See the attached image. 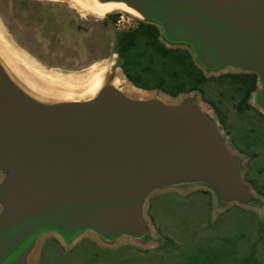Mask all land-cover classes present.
Here are the masks:
<instances>
[{
    "label": "water",
    "instance_id": "1",
    "mask_svg": "<svg viewBox=\"0 0 264 264\" xmlns=\"http://www.w3.org/2000/svg\"><path fill=\"white\" fill-rule=\"evenodd\" d=\"M95 1L134 10L205 74L256 75L251 103L264 114V0ZM127 87L116 76L87 96L49 99L0 53V264H35L49 234L68 248L90 233L107 246L146 245V207L161 190L202 187L223 207L261 203L242 156L196 98Z\"/></svg>",
    "mask_w": 264,
    "mask_h": 264
},
{
    "label": "rangeland",
    "instance_id": "2",
    "mask_svg": "<svg viewBox=\"0 0 264 264\" xmlns=\"http://www.w3.org/2000/svg\"><path fill=\"white\" fill-rule=\"evenodd\" d=\"M93 7L90 0H0V53L22 82L49 99L87 96L116 76L132 96L196 98L242 156L243 178L262 201L223 207L202 187L161 190L146 207V245L123 238L107 246L90 233L68 248L49 234L34 263L264 264V114L251 99L250 107L241 101L249 76L205 74L184 47L162 43L171 50L164 55L128 13L103 16Z\"/></svg>",
    "mask_w": 264,
    "mask_h": 264
},
{
    "label": "trees",
    "instance_id": "3",
    "mask_svg": "<svg viewBox=\"0 0 264 264\" xmlns=\"http://www.w3.org/2000/svg\"><path fill=\"white\" fill-rule=\"evenodd\" d=\"M142 25H148V26H141L142 29L139 31H143L144 35H146L149 39L154 41L157 45L161 46L162 52L164 55H167L171 50H167L165 46L160 41V32L159 29L151 24L142 23ZM195 63L192 61V65ZM246 74V73H245ZM249 76L250 84L246 90L245 96H244V103H247V101L251 98L252 93L257 88V76L254 74H247Z\"/></svg>",
    "mask_w": 264,
    "mask_h": 264
},
{
    "label": "bare ground",
    "instance_id": "4",
    "mask_svg": "<svg viewBox=\"0 0 264 264\" xmlns=\"http://www.w3.org/2000/svg\"><path fill=\"white\" fill-rule=\"evenodd\" d=\"M53 1V0H52ZM77 1V0H76ZM94 2V6L96 7L98 13L100 15H103L105 16L106 14H110L114 11H117V10H121V11H124L128 14H131L135 17H139L138 13L135 12L134 10L128 8L127 6H125L124 4H99L98 2H96L95 0H92ZM93 7V8H95ZM92 9V8H90ZM6 45V44H5ZM6 52V51H5ZM10 55V54H9ZM8 58V57H7Z\"/></svg>",
    "mask_w": 264,
    "mask_h": 264
},
{
    "label": "flooded vegetation",
    "instance_id": "5",
    "mask_svg": "<svg viewBox=\"0 0 264 264\" xmlns=\"http://www.w3.org/2000/svg\"><path fill=\"white\" fill-rule=\"evenodd\" d=\"M138 29L139 30H141L142 29V27L141 26H148V25H142L141 23H139L138 25ZM141 28V29H140ZM146 36V35H145ZM147 37V36H146ZM243 74H245V73H243ZM249 86V85H248ZM246 93V92H245ZM245 96V95H244ZM251 99V98H250ZM249 99V100H250ZM249 100L247 101V103H245V104H247L249 107H250V105H249ZM243 103H244V97L242 98V100H241Z\"/></svg>",
    "mask_w": 264,
    "mask_h": 264
}]
</instances>
